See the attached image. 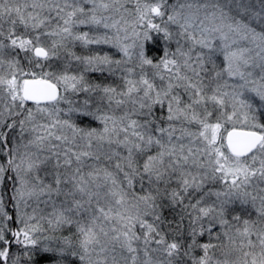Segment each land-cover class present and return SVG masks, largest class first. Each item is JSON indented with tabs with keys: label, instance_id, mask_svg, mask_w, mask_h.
<instances>
[{
	"label": "snow or ice",
	"instance_id": "obj_1",
	"mask_svg": "<svg viewBox=\"0 0 264 264\" xmlns=\"http://www.w3.org/2000/svg\"><path fill=\"white\" fill-rule=\"evenodd\" d=\"M0 264H264V0H0Z\"/></svg>",
	"mask_w": 264,
	"mask_h": 264
},
{
	"label": "trees",
	"instance_id": "obj_2",
	"mask_svg": "<svg viewBox=\"0 0 264 264\" xmlns=\"http://www.w3.org/2000/svg\"><path fill=\"white\" fill-rule=\"evenodd\" d=\"M7 187V183L5 182V188Z\"/></svg>",
	"mask_w": 264,
	"mask_h": 264
},
{
	"label": "rangeland",
	"instance_id": "obj_3",
	"mask_svg": "<svg viewBox=\"0 0 264 264\" xmlns=\"http://www.w3.org/2000/svg\"><path fill=\"white\" fill-rule=\"evenodd\" d=\"M77 51L79 52V51H80V49H79V48H77Z\"/></svg>",
	"mask_w": 264,
	"mask_h": 264
}]
</instances>
